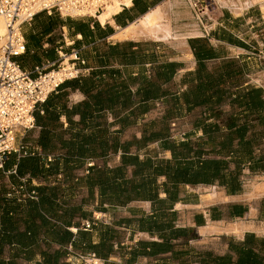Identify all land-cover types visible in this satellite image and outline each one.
<instances>
[{"label": "crops", "instance_id": "1", "mask_svg": "<svg viewBox=\"0 0 264 264\" xmlns=\"http://www.w3.org/2000/svg\"><path fill=\"white\" fill-rule=\"evenodd\" d=\"M166 1L174 4L172 16L181 11L176 8L188 11L173 19L175 37L112 38ZM189 1L132 0L103 25L98 15L56 13L63 37L49 49L44 39L53 26L41 28L38 39L28 34L27 53L36 46L45 56L26 69L58 61L62 47L77 51L80 76L61 83L71 112L69 119L60 114L56 137H38L42 128L33 115L35 127L22 132L26 154H9L0 169V264L44 261L39 253L31 256L32 203L48 223L39 237L54 229L58 238L40 244L55 253L53 264H67L71 247L95 252L101 264H264V243L251 242L264 238V195L245 196L250 182L264 176V137H255V122L242 118L253 105V89H261L264 101V0H208L210 10L201 17ZM206 45L211 55H202ZM208 73L210 88L203 85ZM217 76L225 78L222 89ZM43 102L35 108L41 119L47 116ZM232 112L231 124L245 122L247 136L232 137L231 148H224ZM38 139L51 145L42 149ZM12 168L15 173L6 172ZM18 186L22 190L8 197ZM241 220L255 227L239 234L202 231Z\"/></svg>", "mask_w": 264, "mask_h": 264}, {"label": "built area", "instance_id": "2", "mask_svg": "<svg viewBox=\"0 0 264 264\" xmlns=\"http://www.w3.org/2000/svg\"><path fill=\"white\" fill-rule=\"evenodd\" d=\"M114 2L119 3L121 8L126 6L122 0H0V16L6 26V32L0 39V169L4 168L9 154H26L25 146L17 144L16 138L21 131L35 127L33 111L36 105L43 102L63 81L79 74L75 67L79 57L74 50L69 54L68 61L72 67L69 73L59 72L65 56L61 51H58V61L35 64L29 70L21 65L19 58L28 51L22 25L31 21L38 13L97 17L107 5ZM189 4L199 17L210 10L208 0H190ZM91 164L88 163V166ZM6 172L13 174L16 169ZM22 188L11 187L7 196L18 194ZM30 196L35 198L33 193ZM90 225L85 222L84 228L88 229ZM71 257L72 255L66 259L70 264ZM73 257L80 259L83 264H94L95 260L100 264L94 253L76 254Z\"/></svg>", "mask_w": 264, "mask_h": 264}, {"label": "trees", "instance_id": "3", "mask_svg": "<svg viewBox=\"0 0 264 264\" xmlns=\"http://www.w3.org/2000/svg\"><path fill=\"white\" fill-rule=\"evenodd\" d=\"M207 47H205L204 51H202V55H211L210 53V48L208 47V45H206ZM195 49V47H194ZM233 70H241L240 68L237 69H233ZM230 71H232L231 69L227 68L226 73H229ZM80 76V74H78L76 77L74 78H78ZM208 79L204 82V87H212L211 86V79L213 78V75H211V73H208L207 76ZM71 78V79H74ZM215 84L217 89L220 88L222 89L225 86V78L223 76H217L215 79ZM61 85H58L57 88L52 91L47 98L44 100L43 102V106L45 108H47V116L41 119V115L38 114V112L36 111V109H34L33 111V115L35 116V120H36V124L38 126H40L42 128V133L38 136V137H56L55 135V130H56V122L58 121V118L60 116L61 113H65L66 118L69 119V115L68 113L71 112V109L66 108V103H67V99L65 98V95H63L60 92L61 89ZM260 88H255L253 89L252 93L249 94V103H253V105L248 108L247 110H245L244 114H242V118H244L245 122H255L253 124H255L254 126L256 128H258L259 130L255 131V137H264V101L261 98V93H260ZM203 91H205V89H203ZM105 100V99H104ZM112 101V99H110ZM245 101V97H242V99H240V103H243ZM58 103L63 104V106L61 107V110H57V105ZM37 106V105H36ZM50 108V110H49ZM69 111V112H68ZM228 123L226 122L224 124V127L227 128L226 133H224V148H231L232 145V137H240L239 139H241V137H246L247 136V125L244 122L243 124L237 125L236 122L234 125H232L231 123H234V116H233V112L230 113L227 116ZM251 128V127H249ZM44 130V132H43ZM38 144H40L42 146V149H47L51 143L49 141H44L41 142L40 139H38ZM245 166H249L251 163L247 162L245 163ZM23 164L19 163L17 165V171H21ZM94 166V164L92 165ZM243 169V167H242ZM33 172V171H32ZM35 193L37 194V191L34 190ZM22 195H20L19 197H15L17 200H21L23 197H21ZM29 198H33L31 196H28ZM29 221H30V226H29V235H30V249H31V256L32 258L35 256L36 253H39L44 261H36L35 264H53V262H56V256L55 253L54 254H50V253H46V251H42L40 244L41 242H45L46 239H49L51 241H57L58 242V238L56 237L55 233H54V229L52 230H45L43 233L44 237L40 238L39 234L42 231L43 228L48 229V223L42 219V217L40 216V214L38 213V206L36 204H31L30 208H29ZM91 226V225H90ZM84 227V226H83ZM90 228V227H89ZM67 230V229H65ZM77 230V229H76ZM68 231V230H67ZM71 233V231H68ZM2 234V233H1ZM46 235H48V238L46 237ZM14 237H17V234H13ZM21 237L19 236V239ZM21 241V239H20ZM251 242L252 243H264V238H256L254 236L251 237ZM47 244V243H46ZM39 250H41L39 252ZM89 253H94L95 256L97 258H99L95 252H75L73 251L72 247L67 248L66 250V254H65V262L67 264H70L68 261H66L67 257L69 256H75L76 254H82V255H87ZM56 264V263H54Z\"/></svg>", "mask_w": 264, "mask_h": 264}, {"label": "bare ground", "instance_id": "4", "mask_svg": "<svg viewBox=\"0 0 264 264\" xmlns=\"http://www.w3.org/2000/svg\"><path fill=\"white\" fill-rule=\"evenodd\" d=\"M124 5L129 6L131 0H122ZM226 3V2H225ZM173 5L171 2H164L163 4L157 5L156 7L149 10L136 22L129 23L128 25L117 28L116 32L113 33V39H150L162 37L170 33V25L172 19V9ZM121 6L119 3L114 2L106 6L105 10L98 14V20L103 25L106 23L107 19H110L111 15L120 11ZM97 16V15H96ZM6 32L5 21L3 17L0 16V39ZM138 41V40H137ZM68 56H64L62 60V69L60 73H69L72 69L68 62ZM252 183V182H251ZM248 197H256L264 195V179L261 181H256L252 183V189L247 193ZM215 197V196H214ZM223 198V197H222ZM253 210H250V214H253ZM251 225H243L240 221H234L228 224L224 228H219L213 224H208L202 231H216V232H228V233H238L245 228H250ZM264 231V224L259 227ZM97 260L94 261V264H98Z\"/></svg>", "mask_w": 264, "mask_h": 264}, {"label": "rangeland", "instance_id": "5", "mask_svg": "<svg viewBox=\"0 0 264 264\" xmlns=\"http://www.w3.org/2000/svg\"><path fill=\"white\" fill-rule=\"evenodd\" d=\"M179 3L180 2L178 1L176 3V6ZM177 10H181V11H179L178 14H175V15L172 16L171 22L169 23V25L171 26L170 29H172V30H170V33L165 35V36H162L160 38L157 37V38H150V39L167 40V39H171V38L176 36V32H175L176 29H175V27H173V24H172L173 19H177L178 17H181L182 15L186 16L188 14V11L186 9L176 8V11ZM58 16L59 15H57L55 12H52L49 16L47 14H41L40 17L33 18L28 23L23 24L22 25V31H23V33L26 36V40L28 41V37H29L28 34H31L30 36H32L34 39H38L39 37H42V36H39L40 29L43 28V27H46V25L49 24L50 26L54 27L55 31L50 36L46 37V39H44V43H48V47L46 49H49L51 47V45L54 46L56 41H58L60 39V37H63L59 33L58 27L56 26L58 24V18H57ZM48 17H52V19H50ZM55 45H58V44H55ZM31 48L33 50V53L28 52V53H26L24 55L23 59L19 60L20 64L26 66V68H30L32 62L34 63V62H36L38 60H41L45 56V53L43 51L38 50L36 46H33ZM58 51H62V53L65 54V56H68L71 53V51L68 52V53H65V50L62 47H58V49L56 51V53H57L56 57H59ZM25 135L26 134L25 133L23 134L22 131L17 135V138H16L17 144H21V142H23V139H24ZM18 142H20V143H18ZM262 178L264 179V176H262ZM262 178L258 179L257 181H261ZM252 183L250 182L251 189H252ZM245 196L247 198H253V197H248L249 196L248 194L245 195ZM251 210H253V212H254L253 208H251ZM250 215L253 216L254 213L250 214ZM240 222H242L243 225H251L252 227H250V228L255 227L253 221L245 222V221L241 220ZM86 260L89 261L90 259H86ZM70 262H71V264H83L84 263V262H81V260L78 259L77 257H71L70 258ZM100 264H101V262H100Z\"/></svg>", "mask_w": 264, "mask_h": 264}]
</instances>
